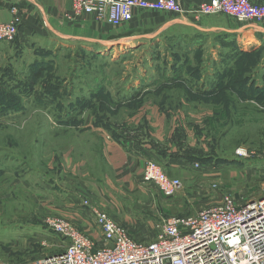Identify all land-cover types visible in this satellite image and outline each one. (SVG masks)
<instances>
[{
	"label": "rangeland",
	"instance_id": "1",
	"mask_svg": "<svg viewBox=\"0 0 264 264\" xmlns=\"http://www.w3.org/2000/svg\"><path fill=\"white\" fill-rule=\"evenodd\" d=\"M149 12L156 21L151 28L107 50L54 31L33 33L24 43L19 37L0 42L3 263H23L63 246L47 225L55 218L90 235L83 215L72 216L83 213L85 202L132 238L150 242L164 218L194 215L224 195L238 202L264 195V41L251 50L233 44L228 54L219 47L217 54L229 62L216 67L206 64L212 45H202L207 38L212 44L225 40L226 33L194 47L186 26L201 17L207 25L231 26L239 23L235 18L217 13L188 20ZM212 78L216 94L198 93ZM242 83L255 84L263 95L242 96ZM156 127L164 128L162 139L148 138ZM126 138H146L164 155L171 153L176 158L166 160L169 166L184 159L183 168L166 169L181 184L174 195L164 196L143 180L145 162L155 161L146 155L132 171L107 162L111 139L121 144ZM90 177L104 182L96 195Z\"/></svg>",
	"mask_w": 264,
	"mask_h": 264
},
{
	"label": "built area",
	"instance_id": "2",
	"mask_svg": "<svg viewBox=\"0 0 264 264\" xmlns=\"http://www.w3.org/2000/svg\"><path fill=\"white\" fill-rule=\"evenodd\" d=\"M134 9L165 11L182 16V0H70L64 17L70 22L92 17L120 25L133 17ZM13 18L0 22V42L12 43L19 34L20 11L11 6ZM222 13L239 23H256L264 30V3L260 0H207L193 11L198 19ZM143 180L153 182L164 196L180 189L155 161L145 162ZM90 235L80 232L68 219L55 218L47 225L64 245L33 260L11 264H264V195L238 202L230 195L194 215L161 220L150 242L138 241L126 229L91 204L82 205ZM86 216V217H85ZM95 232L101 240L95 239ZM102 245V246H99ZM0 264L3 263L0 260Z\"/></svg>",
	"mask_w": 264,
	"mask_h": 264
},
{
	"label": "crops",
	"instance_id": "3",
	"mask_svg": "<svg viewBox=\"0 0 264 264\" xmlns=\"http://www.w3.org/2000/svg\"><path fill=\"white\" fill-rule=\"evenodd\" d=\"M207 0H182V7L184 13L182 16H178L176 18L193 19V10L199 6L200 3ZM264 3V0H260ZM11 6L18 7L20 11V23H19V34L18 40L20 43H24L28 40V37L33 33H42L45 34L47 31L53 32L54 34L63 35L70 37L72 40L85 41L88 44H95L99 47L106 48L113 47L114 44H122V42L126 39H132L134 36V32L137 34L139 29L141 28H151L153 23L156 21L153 20V16H151L150 10H142V9H134L133 17L130 21L122 23L120 25L114 26L107 24L105 22L96 21L91 16L83 18L80 21L76 22H68L62 21L65 23H61L59 16L60 11H67L70 7V0H0V22H8L13 18V14L10 11ZM205 17H201L197 22V25L194 26H186L192 30L190 32L193 39V46L197 47L198 42L203 39V43L205 38L212 34L218 33H226L225 40H217L215 44L210 43L211 38H207L204 43L203 48H206L207 45H212L211 53H208V58L206 60V64L215 65L216 67L221 66L223 64H227L229 62V58H221L220 55L217 54V49L220 47L221 52L224 54H228L230 51L229 47L231 45L236 44L237 47L243 50H251L252 48H257L260 44V40L264 41V30L261 25L256 23H235L231 26L228 25H207L209 23L205 22ZM185 21V20H184ZM42 22L44 25H42ZM186 23V22H184ZM190 24V22H187ZM214 24V23H210ZM63 33V34H62ZM198 35H193V34ZM67 34V35H65ZM53 35V34H52ZM24 36V37H23ZM251 41H254L251 43ZM249 42L251 45L248 47L243 46V43ZM256 42V43H255ZM208 43V44H206ZM258 44V45H256ZM201 46V47H202ZM202 49V48H201ZM211 55V56H210ZM158 114V108L156 110ZM164 133V128H161L160 132L157 130L153 131V133H149L148 138H153L156 136V139H162V135ZM150 142L144 138L141 140L137 139H128L126 138L124 141H121V144H118L117 141L111 139L110 143H108L107 151V162L113 167V169L117 170L121 167H128L129 171H132L138 161L145 160L143 156H148L147 159L155 160L167 173L166 169H177V167H184L183 158H177V163L182 165L180 166H169L170 160H175L176 157L171 155V150L168 152L170 154L162 153L160 150H156L157 145L153 144V147ZM158 144V143H156ZM154 150V151H153ZM174 150V148H173ZM109 154V155H108ZM183 159V160H182ZM138 160V161H137ZM168 160V162L166 161ZM182 160V161H181ZM168 175V173H167ZM169 176V175H168ZM100 183V185H99ZM94 180V178L90 177V190L96 195L102 191V184L104 182H99ZM108 184V183H107ZM109 185V184H108ZM108 192H105L107 194ZM76 210V209H74ZM79 210V209H77ZM79 213L78 211H74L73 213ZM94 236H96L94 234ZM143 235H138L137 237H142Z\"/></svg>",
	"mask_w": 264,
	"mask_h": 264
},
{
	"label": "trees",
	"instance_id": "4",
	"mask_svg": "<svg viewBox=\"0 0 264 264\" xmlns=\"http://www.w3.org/2000/svg\"><path fill=\"white\" fill-rule=\"evenodd\" d=\"M18 38V37H17ZM16 38V39H17ZM253 52V51H252ZM252 52H248V53H252ZM248 53H245V52H243V54H248ZM221 76H223V75H220V77ZM233 76L234 77H231V74L227 77L229 80H232V81H234L235 79L234 78H236V76L233 74ZM219 77V78H220ZM222 78V77H221ZM209 89H208V88ZM206 88L207 89H203V88H199V91H198V93H200V94H202V95H204V96H212V95H214V94H216L214 91L215 90H217L216 89V81L215 80H213V78H212V82H209L208 84H206ZM237 88H239V90H240V92L243 94L242 96H251V97H255V95H257V94H259V95H263L262 93H263V91H261V90H258L257 89V87H256V85L255 84H251V85H246L245 83H242V86H240V85H238L237 86ZM152 147H153V144H152ZM177 148H179V145L178 144H175V150L177 149ZM173 154V153H172ZM179 155V154H178ZM185 157H186V155H185Z\"/></svg>",
	"mask_w": 264,
	"mask_h": 264
}]
</instances>
